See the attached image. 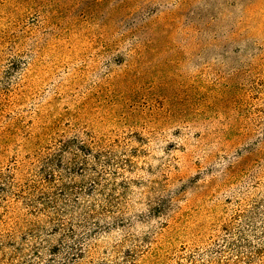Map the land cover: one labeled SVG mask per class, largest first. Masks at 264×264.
Here are the masks:
<instances>
[{"label":"rangeland","instance_id":"374dc122","mask_svg":"<svg viewBox=\"0 0 264 264\" xmlns=\"http://www.w3.org/2000/svg\"><path fill=\"white\" fill-rule=\"evenodd\" d=\"M0 176L11 264H264V0H0Z\"/></svg>","mask_w":264,"mask_h":264},{"label":"trees","instance_id":"16d2710c","mask_svg":"<svg viewBox=\"0 0 264 264\" xmlns=\"http://www.w3.org/2000/svg\"><path fill=\"white\" fill-rule=\"evenodd\" d=\"M69 144H71V142H69V141L63 142L62 147L66 148V147H68ZM61 158H62V154H57L54 156V158L52 160H50V162H55L57 164H60ZM1 177L2 176H0V201H4L5 192L7 190H6V187L4 186V184L2 182ZM39 200L43 201L44 205L50 203V201L46 200L43 196H39ZM10 213H13V214H11V216H10ZM7 216L9 219H15V220H13L14 221V227L19 226V224L21 223L22 218L15 215L12 210H9V206H1L0 205V222L3 223L5 221L4 217H7ZM18 244H19L18 241L15 239V237L13 235L0 234V264H11V261L13 260L14 256H16V253L22 252V248ZM53 247H55V246H53ZM32 252L36 256H38L40 253L38 248H33Z\"/></svg>","mask_w":264,"mask_h":264}]
</instances>
